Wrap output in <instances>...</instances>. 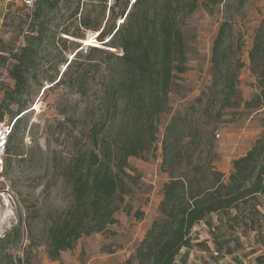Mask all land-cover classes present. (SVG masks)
I'll list each match as a JSON object with an SVG mask.
<instances>
[{
    "label": "rangeland",
    "instance_id": "374dc122",
    "mask_svg": "<svg viewBox=\"0 0 264 264\" xmlns=\"http://www.w3.org/2000/svg\"><path fill=\"white\" fill-rule=\"evenodd\" d=\"M203 2V7L183 25L187 70L173 79L166 110L156 119L154 141L138 156L128 158L120 175L123 201L115 202L116 222L102 233L83 235L56 261L48 258L47 239L52 223L72 204L65 168L80 153L88 154L93 148L90 128L100 92L114 65L106 63L104 55L96 54L92 59L97 65L86 68L80 84L73 85L69 78H63L62 83L52 86L50 79L57 77L58 81L64 62H69L75 52L72 39L58 33L73 7L48 13L49 37L39 46L36 66L20 98L27 110L21 114L23 121L11 144L10 167L5 171L12 200H0V239L5 240L0 243V256H13L22 264H123L133 258L152 222L159 218L162 187L171 174L176 177L195 166H212L228 176L232 161L243 156L264 132V89L258 77L262 65H252L248 57L264 18V0ZM32 14L33 9L24 7L22 0H0L2 56L16 52L25 34L39 28V23L33 24ZM223 22L229 25L224 58L230 72L237 76L236 91L229 101L221 85L213 86L211 65L213 42ZM95 37L86 33L89 45L77 40L83 55L90 46L119 55ZM7 65L0 67V95L13 88ZM122 108L115 127L106 131L112 146L122 145L129 132V117ZM9 110L12 113L3 117L6 121L16 119L17 105H10ZM165 136L172 144L166 165L161 149ZM178 151L181 165L174 161ZM246 210L240 209L229 223H218L213 216L211 228L203 223L195 226L191 232L193 242H206L209 249L192 247L187 264H256L264 238V198L253 202L250 215ZM15 229L19 230L18 238L10 235ZM210 230L223 240V250L216 252L218 245Z\"/></svg>",
    "mask_w": 264,
    "mask_h": 264
},
{
    "label": "trees",
    "instance_id": "16d2710c",
    "mask_svg": "<svg viewBox=\"0 0 264 264\" xmlns=\"http://www.w3.org/2000/svg\"><path fill=\"white\" fill-rule=\"evenodd\" d=\"M203 1L36 0L31 19L33 24L39 23V28L25 34L23 45L16 52H10L8 57L0 54V67L9 65L8 76L13 82V88L0 95V121L5 113H12L10 105H17L4 159L5 171L10 167L11 144L23 121L21 114L27 110L20 98L26 93L28 76L36 66L39 46L49 37L48 13L61 7H73L58 33L72 39L75 52L69 62H64L65 69L58 81L57 77L50 79L52 86L62 83L63 78H69L73 85L80 84L86 68L97 65L92 59L96 54L104 55L106 63L114 65L100 92L98 111L90 128L93 148L88 154L80 153L65 168L64 178L71 188L72 204L48 230L50 260L56 261L62 252L72 250L83 235L102 233L116 222L114 214L118 205L115 202L123 201L119 193L122 189L120 175L127 167V159L138 156L154 141L156 119L166 110L173 79L187 70L183 25L203 7ZM228 31V23L223 22L211 55L213 86H222L227 101L235 94L237 82L236 74L230 72L224 58ZM86 33L96 35L95 41L119 51V55L92 46L83 55L77 40H85ZM248 57L252 65L261 63L258 77L264 89V18L256 30ZM122 105L129 117V132L122 145L112 146L106 131L115 127ZM166 130H170V125ZM171 146L165 136L161 147L164 165ZM174 156V161L181 165L180 152ZM231 167L228 176L212 166H195L192 171L176 177L171 174L162 187L159 218L152 222L133 258L123 264H187L192 247L201 251L209 249L206 242H193L191 232L195 226L203 223L211 228L213 216L218 223L222 220L229 223L240 209H247L250 215L253 202L258 197L264 198V132L243 156L232 161ZM254 223L251 218V224ZM210 232L218 245L216 252L223 250V240L214 230ZM10 235L18 238L19 230H12ZM4 242V238L0 239V243ZM260 245L262 253L256 258V264H264V238ZM0 264L22 262L3 254Z\"/></svg>",
    "mask_w": 264,
    "mask_h": 264
},
{
    "label": "built area",
    "instance_id": "2783aa9c",
    "mask_svg": "<svg viewBox=\"0 0 264 264\" xmlns=\"http://www.w3.org/2000/svg\"><path fill=\"white\" fill-rule=\"evenodd\" d=\"M36 0H22V4L27 9H33ZM6 121L2 119L0 121V200L9 203L12 200V191L10 189L9 183L5 177V165L4 159L6 157V150L9 144V138L12 134L14 122Z\"/></svg>",
    "mask_w": 264,
    "mask_h": 264
},
{
    "label": "bare ground",
    "instance_id": "6f19581e",
    "mask_svg": "<svg viewBox=\"0 0 264 264\" xmlns=\"http://www.w3.org/2000/svg\"><path fill=\"white\" fill-rule=\"evenodd\" d=\"M84 43H85L86 45H89V44H90V41H89V40H84Z\"/></svg>",
    "mask_w": 264,
    "mask_h": 264
}]
</instances>
